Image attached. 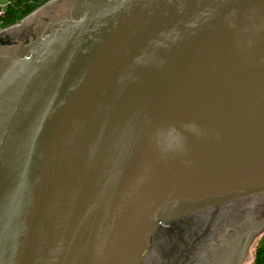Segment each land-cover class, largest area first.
Returning a JSON list of instances; mask_svg holds the SVG:
<instances>
[{"label":"water","instance_id":"obj_1","mask_svg":"<svg viewBox=\"0 0 264 264\" xmlns=\"http://www.w3.org/2000/svg\"><path fill=\"white\" fill-rule=\"evenodd\" d=\"M264 231V0H51L0 32V264H239Z\"/></svg>","mask_w":264,"mask_h":264},{"label":"trees","instance_id":"obj_2","mask_svg":"<svg viewBox=\"0 0 264 264\" xmlns=\"http://www.w3.org/2000/svg\"><path fill=\"white\" fill-rule=\"evenodd\" d=\"M5 12L0 17V29L19 24L34 11L51 0H4ZM249 264H264V232L259 237L254 259Z\"/></svg>","mask_w":264,"mask_h":264},{"label":"rangeland","instance_id":"obj_3","mask_svg":"<svg viewBox=\"0 0 264 264\" xmlns=\"http://www.w3.org/2000/svg\"><path fill=\"white\" fill-rule=\"evenodd\" d=\"M5 1L4 0H0V3H4ZM8 29V28H7ZM5 30V29H3ZM264 231H262L261 233H259L254 242L252 243L251 247L249 248V257L247 259V261L244 263V264H249L252 262V260L254 259V255H255V251H256V246H257V243H258V239L259 237L263 234Z\"/></svg>","mask_w":264,"mask_h":264},{"label":"flooded vegetation","instance_id":"obj_4","mask_svg":"<svg viewBox=\"0 0 264 264\" xmlns=\"http://www.w3.org/2000/svg\"><path fill=\"white\" fill-rule=\"evenodd\" d=\"M253 242H254V241H253ZM253 242H252V243H253ZM252 243H251L250 246L248 247L247 252L244 254V256L242 257L241 262H240L239 264H244V263L247 261V259H248V257H249V248L251 247Z\"/></svg>","mask_w":264,"mask_h":264},{"label":"built area","instance_id":"obj_5","mask_svg":"<svg viewBox=\"0 0 264 264\" xmlns=\"http://www.w3.org/2000/svg\"><path fill=\"white\" fill-rule=\"evenodd\" d=\"M4 12H5V5L0 3V17L3 16ZM2 31L3 29H0V32Z\"/></svg>","mask_w":264,"mask_h":264}]
</instances>
